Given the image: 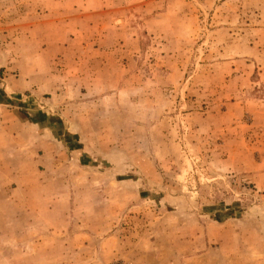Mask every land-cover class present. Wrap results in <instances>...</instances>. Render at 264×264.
Returning <instances> with one entry per match:
<instances>
[{
  "label": "rangeland",
  "instance_id": "374dc122",
  "mask_svg": "<svg viewBox=\"0 0 264 264\" xmlns=\"http://www.w3.org/2000/svg\"><path fill=\"white\" fill-rule=\"evenodd\" d=\"M1 61L0 264H264V0H0Z\"/></svg>",
  "mask_w": 264,
  "mask_h": 264
},
{
  "label": "crops",
  "instance_id": "0c3cea01",
  "mask_svg": "<svg viewBox=\"0 0 264 264\" xmlns=\"http://www.w3.org/2000/svg\"><path fill=\"white\" fill-rule=\"evenodd\" d=\"M6 56V55H5ZM8 57H6L7 59ZM12 61V60H11ZM3 62H0V68L5 64L1 65ZM9 62L6 60V66ZM12 70L14 66H11ZM9 70V68H5ZM25 81L21 80L20 75L16 78L15 75L6 74L4 69H0V106L4 107L3 105H7L8 101L10 100V96L12 95H19L23 89ZM25 91V90H24ZM5 108V107H4Z\"/></svg>",
  "mask_w": 264,
  "mask_h": 264
}]
</instances>
